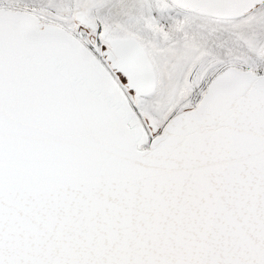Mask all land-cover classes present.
<instances>
[{
    "label": "snow or ice",
    "instance_id": "6c2138e0",
    "mask_svg": "<svg viewBox=\"0 0 264 264\" xmlns=\"http://www.w3.org/2000/svg\"><path fill=\"white\" fill-rule=\"evenodd\" d=\"M0 264H264V0H0Z\"/></svg>",
    "mask_w": 264,
    "mask_h": 264
}]
</instances>
